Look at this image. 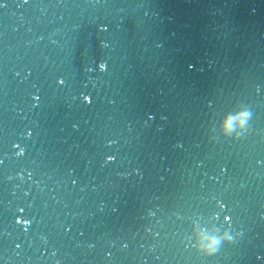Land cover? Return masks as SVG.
<instances>
[{
	"label": "water",
	"instance_id": "1",
	"mask_svg": "<svg viewBox=\"0 0 264 264\" xmlns=\"http://www.w3.org/2000/svg\"><path fill=\"white\" fill-rule=\"evenodd\" d=\"M0 264H264V0L1 10Z\"/></svg>",
	"mask_w": 264,
	"mask_h": 264
},
{
	"label": "clouds",
	"instance_id": "2",
	"mask_svg": "<svg viewBox=\"0 0 264 264\" xmlns=\"http://www.w3.org/2000/svg\"><path fill=\"white\" fill-rule=\"evenodd\" d=\"M63 83H64V81L61 80L60 84H63ZM89 102H91L90 98H89ZM248 117H249V114L247 112L240 114L239 119L241 121L242 126H243V124H245L247 122ZM231 123H232V118L229 119V121L227 122V124L225 126L226 131H230ZM29 135H31V133H29ZM23 154H24L23 152L18 153V155H23ZM114 160H115V157H108L109 162H113ZM233 242H234V240L231 236H228L226 239H224V238L214 239L207 246V249H206L207 255L212 256V255L216 254L217 251L219 250V245L221 243L231 244Z\"/></svg>",
	"mask_w": 264,
	"mask_h": 264
}]
</instances>
